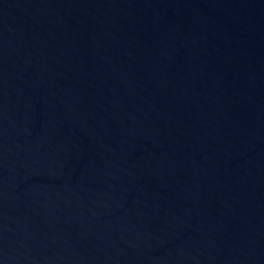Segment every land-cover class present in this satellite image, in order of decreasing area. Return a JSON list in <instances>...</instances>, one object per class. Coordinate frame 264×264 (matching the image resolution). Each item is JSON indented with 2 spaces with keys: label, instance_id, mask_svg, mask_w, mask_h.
Masks as SVG:
<instances>
[{
  "label": "water",
  "instance_id": "obj_1",
  "mask_svg": "<svg viewBox=\"0 0 264 264\" xmlns=\"http://www.w3.org/2000/svg\"><path fill=\"white\" fill-rule=\"evenodd\" d=\"M0 264H264V0H0Z\"/></svg>",
  "mask_w": 264,
  "mask_h": 264
}]
</instances>
